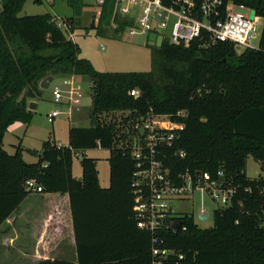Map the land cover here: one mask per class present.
Instances as JSON below:
<instances>
[{
  "label": "trees",
  "instance_id": "trees-1",
  "mask_svg": "<svg viewBox=\"0 0 264 264\" xmlns=\"http://www.w3.org/2000/svg\"><path fill=\"white\" fill-rule=\"evenodd\" d=\"M26 1L1 0L0 227L31 193L27 181L36 179L44 197L66 198L63 206L71 216L77 250V262L55 258L38 264H153V234L135 219L131 181L136 161L121 146L134 139L131 120L137 112L154 108L176 119L184 109L187 116L180 119L185 130L161 155L171 175L222 169L236 194L229 207L215 210L211 227L201 228L185 214L179 217L185 230L161 231L166 246L183 255L162 264H264V178L246 173L250 155L264 166V29L260 49L238 53L231 41L205 44L197 39L185 46L165 39L160 46L147 43L149 71H100L69 34L83 0H68L73 9L65 19L69 31L51 13L20 15ZM224 1L244 5L264 20V0ZM100 7L93 27L99 36L120 34L134 24L116 12V0ZM48 75L91 80V124L72 126L68 146L46 140L39 160L29 163L21 144L14 154L6 151L4 137L15 122H31L29 102ZM134 88L141 90L138 98L130 93ZM94 148L110 150L108 187L100 184L95 158H82V180L73 175L75 154ZM180 150L185 156L176 154Z\"/></svg>",
  "mask_w": 264,
  "mask_h": 264
},
{
  "label": "built area",
  "instance_id": "built-area-1",
  "mask_svg": "<svg viewBox=\"0 0 264 264\" xmlns=\"http://www.w3.org/2000/svg\"><path fill=\"white\" fill-rule=\"evenodd\" d=\"M105 0H96L102 6ZM116 12L134 20L128 27L130 34L156 33L175 45L189 46L197 39H203L205 44L216 40L231 41L243 48L260 49L253 46V40L259 36V29L255 23L257 14L244 5H237L224 0H173L170 5L163 0H116ZM241 10H247L245 12ZM57 19V18H56ZM58 20V19H57ZM59 27L69 31L70 24L65 20H58ZM116 26V25H115ZM73 38L72 32H69ZM64 87L54 89V100L58 103L66 102L69 106L81 103V84L75 75L66 76ZM131 95L138 98L141 90L134 88ZM62 112L54 110L51 117ZM172 119L169 114L157 113L150 108L146 113L137 112L132 118L133 129L136 130L130 146H121L130 150L136 161V169L132 175L131 192L134 197V212L137 226L153 234L152 254L153 264H162L164 260L176 251L166 246V239L160 235L165 229H173L172 221L181 220L174 212L173 201L193 197L197 192L207 194L215 203L217 209L229 207L236 194V188L226 179L224 170L216 174L209 171L191 172L187 170L179 173L175 178L166 166L161 155L164 149L172 148L174 142L185 130V123L180 119L187 116V111L179 110ZM176 154L183 157V150ZM27 189L31 192H43V186L36 179L27 181ZM209 215L203 208L198 217ZM182 227L183 230L186 226ZM183 259V255H177Z\"/></svg>",
  "mask_w": 264,
  "mask_h": 264
},
{
  "label": "rangeland",
  "instance_id": "rangeland-1",
  "mask_svg": "<svg viewBox=\"0 0 264 264\" xmlns=\"http://www.w3.org/2000/svg\"><path fill=\"white\" fill-rule=\"evenodd\" d=\"M89 5L88 11L96 12L101 8L96 6V0H84ZM67 0H27L21 11L22 15H36L51 13L60 20L66 15L64 11L68 8ZM1 11V0H0ZM243 12L247 10H241ZM250 15L255 12L251 10ZM89 12H85L84 20H88ZM246 13V12H245ZM255 23L259 29V36L253 40L255 48L260 47L261 36L264 29V20L257 16ZM91 22L88 27L91 28ZM147 34L129 33L128 29L120 34H114L108 31L107 36H99L94 30L89 34L84 31H76L75 41L79 43L82 49V55L93 63L96 69L100 71H149L152 67L151 48L147 45ZM152 45V44H151ZM237 52L241 53L245 48L240 45H234ZM64 76L58 75L51 82L50 86L41 89L42 95H38L33 101L38 105L34 109L33 117L29 124L18 122L10 131L5 134L4 148L8 153L14 154L19 144L24 148L23 157L29 163L37 162L43 149V143L51 139L61 146H68L70 143L69 130L72 126H89L91 124L90 111L93 101L92 82L84 76H77L81 84V103L69 106L66 102L58 103L54 100V89L57 86L64 87ZM31 102V101H30ZM29 102V107H30ZM54 110H60L62 113L51 117L50 113ZM36 151L38 154H34ZM97 159V168L99 171L100 184L103 187L110 185V150L105 148H94L85 152H77L73 161V174L82 172L81 160L83 157ZM246 173L249 178H264V166L252 155L247 159ZM174 212L177 215L190 214L194 217L196 224L201 228L211 227L214 223V209L217 207L207 194L197 192L193 197L185 199H175L173 201ZM205 208L209 219L201 220L198 217L199 212ZM2 232L0 233V264H15V251L13 240L11 243H3ZM36 240V239H35ZM64 244V243H63ZM30 248V242L28 243ZM57 254L51 253V256Z\"/></svg>",
  "mask_w": 264,
  "mask_h": 264
},
{
  "label": "crops",
  "instance_id": "crops-1",
  "mask_svg": "<svg viewBox=\"0 0 264 264\" xmlns=\"http://www.w3.org/2000/svg\"><path fill=\"white\" fill-rule=\"evenodd\" d=\"M89 5L84 1L81 15L75 19L76 28L72 32L74 41L78 30L84 31L86 34H89L90 30L96 32L92 23L94 20L95 25L98 23L101 8L97 9L96 12H91L87 10ZM96 6L98 5L96 4ZM65 9L64 14L66 17L63 20L73 16V9L70 5ZM86 11L89 13L87 14L88 20L85 21ZM20 15H22L21 12ZM54 16L56 17V15ZM89 22H91V29L90 27L87 29ZM147 40L150 44L149 36ZM18 122L12 124L7 132ZM73 175L79 178L82 177V172ZM65 199L56 200L54 197H44L41 193L31 192L20 207L1 225L0 233L2 232L1 240H3V243H11L13 240L15 264H38L42 260L55 258L77 262L71 216L68 209L63 206ZM29 242L30 248H28ZM51 253L57 255L51 256Z\"/></svg>",
  "mask_w": 264,
  "mask_h": 264
},
{
  "label": "water",
  "instance_id": "water-1",
  "mask_svg": "<svg viewBox=\"0 0 264 264\" xmlns=\"http://www.w3.org/2000/svg\"><path fill=\"white\" fill-rule=\"evenodd\" d=\"M254 16V15H253ZM252 16V17H253ZM95 25V20L92 23V26L94 27ZM149 39H150V44L152 45H158L160 46L162 44V38L160 36H158V34L156 33H151L149 35ZM54 76L53 75H48L47 77L43 78L42 81L40 82V88L41 89H45L48 88L51 84V82L54 80ZM38 95H42V92L39 91ZM37 107V103L34 101L30 102V107L29 109H34ZM78 179L82 180V177H79ZM203 220H207L208 216L207 215H201L200 216ZM181 225V220H173L172 221V226L174 229L178 230L179 226Z\"/></svg>",
  "mask_w": 264,
  "mask_h": 264
}]
</instances>
